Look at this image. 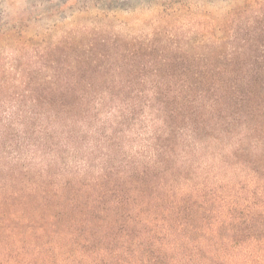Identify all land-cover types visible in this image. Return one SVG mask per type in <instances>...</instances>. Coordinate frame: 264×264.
Wrapping results in <instances>:
<instances>
[{
  "label": "rangeland",
  "instance_id": "rangeland-1",
  "mask_svg": "<svg viewBox=\"0 0 264 264\" xmlns=\"http://www.w3.org/2000/svg\"><path fill=\"white\" fill-rule=\"evenodd\" d=\"M4 125L0 264L97 257L112 198L83 224L90 255L83 234L70 247L65 220L85 216L81 197L77 214L52 221V254L30 247L39 227L51 228L48 206L11 200L39 183L41 167L57 190L75 170L84 181L105 168L106 180L117 181L152 155L158 168L120 181L128 193L142 190L145 212L133 203L126 212L140 217L132 229L167 255L163 264H264V0H0V131ZM156 132L164 136L151 141ZM179 134L186 140L177 144ZM162 181L173 202L185 200L172 224L200 233L181 251L169 248L167 223L149 202ZM215 227L230 236H201ZM150 230L161 234L152 241Z\"/></svg>",
  "mask_w": 264,
  "mask_h": 264
},
{
  "label": "trees",
  "instance_id": "trees-1",
  "mask_svg": "<svg viewBox=\"0 0 264 264\" xmlns=\"http://www.w3.org/2000/svg\"><path fill=\"white\" fill-rule=\"evenodd\" d=\"M7 121V120H5ZM2 122V121H1ZM3 123V122H2ZM3 125V124H2ZM3 129L0 131V145L5 142L8 138L6 130L10 128L9 125L2 126ZM158 132V131H157ZM155 133L151 135V141H157L164 136V133L161 135L159 133ZM179 137H182L186 140L182 134L175 135L174 138L179 143ZM242 147H237L234 151L236 155L241 151ZM231 152V151H230ZM138 153L137 155H139ZM136 155H134L135 157ZM156 155H152L145 164H134L131 163L127 165L129 169H123L120 174L122 177H119L117 181H108L106 178H111V173L104 168L99 173L98 176L94 177L91 180H82L79 177V173L81 171L75 170L74 177L67 178L63 183L59 185V189L54 190L52 188L50 181H46L48 176H50V169L46 171L41 167L39 169L40 181L39 183H33V186L26 189L25 191H15L12 196L13 199L11 201H19L25 200L30 197L34 199V202L37 203V208H40V205L46 204L48 207L46 208L49 212L47 214L48 219L51 222V228H46L45 226L39 227L37 229L36 234L33 235L34 239L32 241L31 248L37 249L38 255H49L55 251V247L51 243V237L53 235H57V229L55 223L52 221H57L59 219H64L69 217L71 214H77L79 211L76 210V206L74 207V200H78L79 197L83 199L81 207H85L86 214L82 218H74L69 217V219H65L67 223V227L69 228L68 238L70 247H77L79 243L80 234H83V253L85 255H90L87 251L89 250V246L91 244L90 233L91 228L87 231V227L83 224L91 225L93 219V208L102 204V200L107 198H112V213L110 214L107 222L105 231L97 236L101 241L98 249L93 250V254L97 255V257L93 260L92 264H126L127 253L133 254V263L131 264H163L167 260V255L162 252L155 251L152 249V245L149 244L148 239H144L141 236L136 234V230L132 229L137 226L138 219L140 218L138 215L133 214V211L126 212L129 204L133 203L136 206H139L141 210H144L145 202L142 201L141 197L142 190H136L133 193H128L124 189V185L120 178L123 181L128 180L126 176H130L132 174H140L145 170L147 172H153L154 169L158 168V162L154 161ZM17 158V157H16ZM11 170V168H10ZM17 170L13 171L14 174ZM19 176H23V170L19 172ZM14 177H17L14 175ZM114 186L117 187V195H113L107 187ZM164 191V192H163ZM88 194H87V193ZM143 195V194H142ZM174 194L171 193L170 189L167 187V182H160L150 193L149 202L151 207H156V210L159 211L158 217L162 218L163 221L167 223V231L163 232V235L173 241L171 245H169L170 249H175L176 251H181L185 244L194 239L197 236H200L198 230L193 228H187L184 226H180L181 228H176L172 221L180 218L181 216V206L185 201H177L173 202L171 198ZM65 201L67 204L61 207H57L60 201ZM21 201H19L20 203ZM49 204V205H48ZM102 211H106V206L101 207ZM41 209V208H40ZM42 210V209H41ZM25 214V211H22ZM27 218V215H25ZM125 219H128L130 223L134 226L132 227H121V224ZM44 220V214L39 217L37 221L39 222ZM30 222L31 229H35L32 225L35 223ZM49 222V221H48ZM152 235V241L160 236L161 232H157L154 230H150L149 232ZM257 234V232H255ZM206 240H218L222 238H228L229 235L225 236L223 233V229L214 228L211 231L205 232L201 235ZM120 237L121 244L117 245L116 239ZM136 237V238H135ZM44 239V242L37 243V240ZM134 239L137 241L135 245V250L129 252V248L133 247ZM71 251H69V255H71ZM130 264V263H128Z\"/></svg>",
  "mask_w": 264,
  "mask_h": 264
}]
</instances>
